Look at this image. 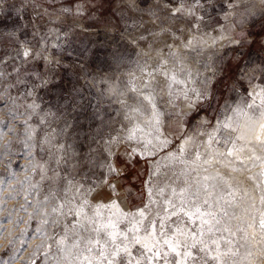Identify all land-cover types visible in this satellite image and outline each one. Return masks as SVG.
I'll return each instance as SVG.
<instances>
[{"label":"snow or ice","instance_id":"1","mask_svg":"<svg viewBox=\"0 0 264 264\" xmlns=\"http://www.w3.org/2000/svg\"><path fill=\"white\" fill-rule=\"evenodd\" d=\"M139 2L147 4L148 0ZM61 3L68 5L61 7L66 16L90 10L81 0H61ZM235 6V0H192L191 4L187 0H166L162 7L168 11V18L186 22L184 28H176L175 32L201 35H185L181 41L172 29L165 30L172 34L173 42H163L155 63L137 62L146 79L137 86V77L133 75L124 82L123 88L115 85L102 93L108 107L117 106L114 109L117 117L133 122L124 136L104 132L106 126H111L110 114L106 119L100 101L86 100L78 89L62 90L58 94L59 115L44 105L39 93L49 88L51 80L46 77L60 65L59 61L25 49L23 57L45 59L48 71L25 73L24 78L18 68L13 69L16 73L13 76L0 62V112L4 113L0 117V240H7L0 247V264H37L38 260L42 264H252L253 260L264 261V67L259 77L261 83L252 85L246 95L238 92L237 85L244 79L249 84L258 79L254 75L245 76L247 64L237 65V71L229 76L232 67L229 62L228 69L216 68L205 75L199 81L200 88L187 87L192 71L185 68L188 59L185 53L202 52V46L207 43L203 39L204 28L218 22L213 14L223 11L227 20L230 14L227 10ZM128 7L136 9L138 5L133 0ZM156 7H161L159 0ZM149 11L152 16L156 15ZM252 15L253 24L260 22ZM3 23L0 19V24ZM13 25L18 30L26 27L19 14ZM246 35L251 32H241L240 40L230 43L242 46ZM136 39L144 41L146 37ZM216 43L217 38H213L210 47ZM227 88L237 92L240 99L234 106L225 104L221 108L218 96L222 97L223 89ZM164 89L168 103L180 97L187 101V109L178 113L181 127L174 130L171 139L162 133L163 118L171 116L162 107L166 97L160 93ZM13 90L16 95L12 94ZM210 111L215 113L211 120L207 117ZM146 113H150L147 126L151 131L145 135V129L135 118ZM50 117L62 120L63 125L51 127ZM209 127V132L197 131ZM184 129H189L190 134ZM124 130L121 123L117 132ZM104 135L108 136L104 150L116 163L102 165L107 171L101 179L93 171L97 149L92 144H98ZM198 135H206V140L192 154L188 145ZM122 140H135L144 149L139 155L161 154L164 160L170 161L164 167L171 174L161 182L162 174L157 166L153 174L155 181L150 175L145 182V203L134 211H125L119 199L105 200L106 196H118L113 178L127 176L134 167L133 157L138 155L136 148L128 153H115L114 146ZM13 157L27 160L20 165L26 173L23 180L12 168ZM120 164L125 167L120 168ZM85 165H89L88 171H83ZM253 168L259 171L247 179L261 190L259 204L249 197L250 203L245 205L247 192H241L240 182L231 173H250ZM19 197L24 202L9 207L7 201ZM31 240L39 242L25 256Z\"/></svg>","mask_w":264,"mask_h":264},{"label":"rangeland","instance_id":"2","mask_svg":"<svg viewBox=\"0 0 264 264\" xmlns=\"http://www.w3.org/2000/svg\"><path fill=\"white\" fill-rule=\"evenodd\" d=\"M132 2L133 0H81V3H86L90 10L82 11L80 15L66 16L62 14L61 7L68 5L62 4L61 0H3V3L0 4V9H3L0 19L4 21L3 24H0V62L3 63L7 71L12 72L13 76L16 75L13 69L18 68L21 78H24L25 73L48 71L45 67V59L36 60L32 55L23 57L22 52L25 49L32 53L39 52L47 59L59 61L60 65L55 66L54 71L49 72L46 77L51 80L49 88L39 93L43 97L44 105L59 115L57 110L58 94L62 90L78 89L86 100L92 99L94 103L97 100L100 101L104 106L102 110L105 112L106 119H109L110 114L111 126H106L104 132L110 131L113 136H124L133 122L117 117L114 112L117 106L108 107L102 93L115 85L123 88L124 82L131 79L133 75L137 77L136 84L139 86L146 77L142 76L137 62L141 65L145 63L153 65L156 61L157 50L163 42H173L172 34L165 30L172 29L175 32L176 28L186 26L184 20L174 21L168 18V11L162 7L166 0H159L161 7H156V0H148L147 4H140L139 0H135L138 5L136 9L128 7ZM191 2L192 0H187L188 4ZM235 4L233 9L227 10L230 13L227 20L224 19L223 11L213 14L218 22L213 23L211 27L204 28L203 39L207 43L202 46V52L185 53L188 56L185 68L192 71V78L187 80L188 88H200L199 81L205 75H210L216 68L228 69L229 62L232 65L228 72L229 76L237 71V65L244 67L247 64L245 76L254 75L258 78L251 84L244 79L242 84L237 85L239 93L246 95V91L252 90V85L261 83L259 77L261 76V67H264V20H261V15L264 13V0H235ZM150 9L156 13L155 16L151 15ZM73 11L75 12V9ZM9 13L11 14L9 15ZM18 14L21 23L26 26L23 30H18L13 25ZM199 14L200 12L197 11V15ZM252 14H255L254 19L260 22L253 24ZM193 23H195L194 20ZM222 28L224 31H221ZM241 32H251V35L245 36V43L242 46L230 43L234 40L239 41ZM175 35L183 41L185 35L199 37L201 34L175 32ZM140 36L146 37V40L136 39ZM221 36L224 39H219ZM213 38H217V43L214 47H210ZM149 44L152 45L151 48ZM233 48L237 50L232 51ZM18 53L21 55L14 59ZM206 64L207 68H205ZM197 73L200 75L197 76ZM32 78L34 79V77ZM182 78L187 79L186 77ZM228 83L230 85L232 82L229 80ZM161 84H164L163 79H161ZM223 93L222 97L218 96L221 108L225 104L234 106L235 102L240 99L238 93L232 92L230 88L223 89ZM12 94L16 95V90H13ZM160 94L166 97L162 107L171 113L170 117L163 118L162 133L171 139L174 130L181 127L179 123L181 117L178 113L187 109V101L180 97L174 99L172 103H168L167 90L164 89ZM213 115L215 113L210 111L207 114L208 119L211 120ZM3 116L4 113L0 112V117ZM149 118L150 113L143 116L137 115L135 118V122L145 129V135L151 131V128L147 126ZM49 120L51 127L59 128L63 125L62 120L58 121L54 117H50ZM121 123L125 130L118 133L117 129ZM214 123L212 121L213 125ZM184 131L190 134L189 129H184ZM197 131L206 133L211 131V127L200 128ZM147 138L151 139V136H147ZM107 139L108 136L104 135L98 144H92V148L97 149L93 171L101 179L105 178L103 174L107 171V168L102 165L109 162L116 163L115 158H109L104 150ZM204 140H206V135L196 136L194 141L188 145L189 152L194 154V149ZM132 148H136L138 153L133 157L134 167L127 176L113 178V183L117 184L118 196L105 197L106 201L112 198L119 199L121 207L125 211H134L143 206L145 203L143 199L145 182L149 181L150 175L156 172L157 166L162 174L161 182L171 174L170 169L164 167L170 161L164 160L161 154L155 157L146 154L139 155L144 149L135 140L130 142L122 140L114 146L113 151L128 153ZM200 150L204 151V148L201 147ZM12 159L13 170L17 172L19 179L23 180L26 173L20 165L26 164L27 160L15 157ZM119 167L124 168L125 165L120 164ZM88 170L89 165H85L83 171ZM0 171H2V167H0ZM258 171L259 169L253 168L250 173H231V176L240 182L241 192H247L244 199L245 205L250 203L249 197L254 198L257 205L259 204L261 190L255 187L253 181L247 179V176L255 175ZM34 179H38V177H34ZM155 179L156 177L153 175V181ZM13 183L15 182L13 181ZM7 191L6 189L5 195ZM129 191L131 195H128ZM23 202L22 197L7 201L9 207ZM25 219H27L26 216ZM20 227L23 228L24 225H20ZM29 231L31 232V230ZM38 242V240H31L24 255L27 256L32 251V245ZM6 243V239L0 240V247ZM241 251L243 252V249ZM37 264H42V261L38 260ZM252 264H264V261L253 260Z\"/></svg>","mask_w":264,"mask_h":264}]
</instances>
